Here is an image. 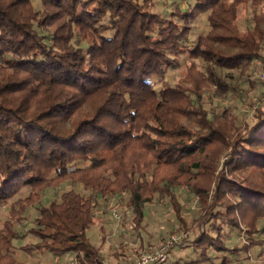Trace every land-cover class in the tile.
I'll return each instance as SVG.
<instances>
[{
	"label": "trees",
	"instance_id": "obj_1",
	"mask_svg": "<svg viewBox=\"0 0 264 264\" xmlns=\"http://www.w3.org/2000/svg\"><path fill=\"white\" fill-rule=\"evenodd\" d=\"M194 1L167 17L152 0H40L41 10L32 0H0V203L28 187L0 213V264L18 262L15 224L28 207L38 204L29 228L37 239L23 250L102 264L88 231L104 198L127 193L139 231L145 203L168 196L185 226L179 186L198 197L185 264L236 251L224 225L227 235L245 228L246 251L263 243L264 94L251 124L205 109L202 96L234 85L218 68L246 77L257 58L264 71V15L244 30L237 24L238 7L260 0ZM201 13L209 29L191 41ZM181 54L205 66L189 62L170 84L164 75ZM65 182L72 187L39 204L43 189Z\"/></svg>",
	"mask_w": 264,
	"mask_h": 264
},
{
	"label": "rangeland",
	"instance_id": "obj_2",
	"mask_svg": "<svg viewBox=\"0 0 264 264\" xmlns=\"http://www.w3.org/2000/svg\"><path fill=\"white\" fill-rule=\"evenodd\" d=\"M152 2L154 9L167 17L171 16L175 5L187 8L189 4L195 3L194 0H152ZM32 3L35 8L41 10L40 0H32ZM254 14L264 15V0L259 2L248 1L238 7L237 24L241 30L250 26ZM208 29L206 13L199 14L193 22L190 40L192 41L200 34H205ZM189 62L195 63L202 70L205 66L202 58H190L188 54H181L168 67L164 78L170 84H174L184 74ZM258 62L259 59H253V66L246 77L239 75L236 69L218 68L217 72L222 76L227 73L232 74L233 79L228 78L226 80H231L230 82H233L234 85L224 95L212 94L209 89L204 91L202 96L205 99V109L227 110L230 115L235 116L236 124L253 123L255 107L263 102L264 94V71L260 69ZM155 79L157 78L153 80ZM223 157L220 158V162ZM70 187L72 185L68 182L62 183L58 187H46L42 191L39 204H45L51 199H58L60 193ZM74 187L78 189L76 185ZM172 190L180 206L185 226H182L175 216L168 196L158 197L155 195L150 203H145L144 218L139 231L132 227L130 221L131 210L126 205L127 193H118L104 198L101 207L96 210L98 219L88 231L89 237L98 246L103 258L109 260L132 258L145 246H154L157 242L167 240L171 236H178L179 241L173 242L166 248L168 260L165 264H185L188 258H193L194 252L188 242L198 232V228L192 223L199 215L198 197L187 186L173 187ZM27 192L28 187L25 186L13 198L0 203L2 218H5L11 200L23 197ZM37 205L28 207L24 214L25 217L15 224L19 236L12 242L17 264H71V261L74 262V252H69L67 255H56L50 251L34 248L28 252L21 248L27 242H33L37 239L29 231V228L34 224ZM113 213H116V216ZM256 227L258 228L259 224ZM223 229L226 232L225 244L229 247L235 246L237 250H230L214 256L210 264H222L223 257L226 258L223 264H264V230H259L258 234V237L263 239V243L256 244L246 251L240 247L247 237L243 226L231 230L229 235H227L228 226L224 225Z\"/></svg>",
	"mask_w": 264,
	"mask_h": 264
},
{
	"label": "built area",
	"instance_id": "obj_3",
	"mask_svg": "<svg viewBox=\"0 0 264 264\" xmlns=\"http://www.w3.org/2000/svg\"><path fill=\"white\" fill-rule=\"evenodd\" d=\"M113 215L116 216V213H113ZM178 239V236H171V238L167 240L157 242L154 246H145V248L139 250L138 253L132 258H120L114 260L103 258L102 264H165L168 260V251H166V248L173 242L177 243L179 241ZM68 253L69 252H64L62 254L67 255ZM71 264H77L76 256L74 257V262L71 261Z\"/></svg>",
	"mask_w": 264,
	"mask_h": 264
}]
</instances>
